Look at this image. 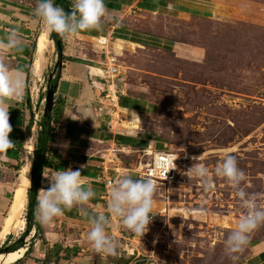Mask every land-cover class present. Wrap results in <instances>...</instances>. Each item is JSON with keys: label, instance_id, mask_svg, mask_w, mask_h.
I'll use <instances>...</instances> for the list:
<instances>
[{"label": "rangeland", "instance_id": "374dc122", "mask_svg": "<svg viewBox=\"0 0 264 264\" xmlns=\"http://www.w3.org/2000/svg\"><path fill=\"white\" fill-rule=\"evenodd\" d=\"M194 6L184 11H128L120 24L149 38L146 45L116 42L114 34L106 43L98 41L108 36L109 13L102 28L90 30L87 37L86 49L101 66H110L109 56L117 58L120 73L115 81L123 91L153 106L149 113L136 115L138 121L132 124L147 144L111 155L110 174L117 182L127 171H140L151 150L176 158L173 175L156 182L154 216L142 237L125 229L119 217H111L106 233L118 243V254L107 257L114 264H231L224 241L246 210L236 190L215 175L227 153L237 157L245 173L241 186L264 208V0H197ZM41 31L50 40L41 21L33 40ZM50 43L46 52L35 53L41 64L32 67L29 83L39 116L46 105L48 79L62 68V63L56 65L54 41ZM0 63L13 66L3 49ZM193 157L209 169L207 189L198 179L189 182L186 172L196 162ZM26 211L27 200L24 218ZM198 211L203 215L193 214ZM74 230L72 239L83 234L84 253L98 255L86 239L89 224ZM262 249L264 225L250 233L238 264H253Z\"/></svg>", "mask_w": 264, "mask_h": 264}, {"label": "crops", "instance_id": "0c3cea01", "mask_svg": "<svg viewBox=\"0 0 264 264\" xmlns=\"http://www.w3.org/2000/svg\"><path fill=\"white\" fill-rule=\"evenodd\" d=\"M109 1L112 6L105 5L107 12L114 19L110 18L112 22H109L111 26L106 37L110 38V35L114 34L116 42L122 40L121 42L143 45H146L149 38L120 24L128 11L151 13L165 9L184 11L189 7H195L197 2V0ZM35 6L36 0H0V39H5L9 32L15 30L22 37L23 43L28 44L34 41V31L39 23L34 16ZM90 34L91 31L88 30L67 39L63 38V55L66 59L62 62L51 110L53 130L47 153L50 165L44 170L42 186L38 189V199L43 188L48 186L45 177L68 168L80 169L82 183L91 185L96 191V197L86 205L89 212L108 214L110 194L106 192L105 179L111 175L112 167L109 163L113 159L110 156L123 149L138 147L119 143L109 135L119 133L137 136L138 132L134 125L132 126L138 121L136 115L149 113L153 106L143 98L123 91L115 79H109V66H101L95 53L92 54L86 49L85 44ZM131 39H136V41ZM93 50H95L94 47ZM18 56L21 55L17 52L6 51L7 59L13 62V66L9 68L10 72L19 73L24 83L20 97L7 98L12 101H21L26 92L27 74L16 68V65L20 63V60L16 59ZM9 104L0 100V106L7 110ZM26 113L24 127L12 128L9 134V139L15 146L0 153V246L6 240L15 241L26 229V225L24 229L23 227L18 228L14 220L2 237L9 218L13 216V210L11 212L10 210L20 187L25 186V198L28 202L27 191L31 185L33 151L37 143L39 128L37 121L40 116L35 115L32 128L27 130L30 112ZM127 122L130 124L126 125ZM65 143L68 145L67 148L61 146ZM129 172L131 171H127L126 174L136 179L137 174ZM23 177L26 183L23 182ZM84 223L88 224L87 219L80 214L78 207H73L65 210L63 215L55 218L47 227H42L40 224L38 230L33 227L26 238V246L22 247L24 251L21 257L13 264H79L85 257L92 258L91 264H111L113 261L111 262L108 257L102 260L99 255L84 253L85 250L81 248L82 233L81 237L76 236L72 239L76 234L74 226L79 227ZM20 229L22 230L19 232ZM31 241L33 242L32 249L26 253ZM47 254L48 258L45 259ZM253 264H264V249L254 255Z\"/></svg>", "mask_w": 264, "mask_h": 264}, {"label": "clouds", "instance_id": "9594fccd", "mask_svg": "<svg viewBox=\"0 0 264 264\" xmlns=\"http://www.w3.org/2000/svg\"><path fill=\"white\" fill-rule=\"evenodd\" d=\"M34 16L50 32L67 39L84 31L100 30L108 12L105 0H72L71 10L68 12L57 6L56 0H36ZM23 47V39L15 30L9 32L5 39H0V49L5 51L20 52ZM23 87L19 73H11L7 65L0 63V100L20 97ZM11 131L8 110L0 106V153L15 146L9 139ZM61 146L67 148L68 145L65 143ZM198 158L193 157L196 162L186 173L189 182L198 179L207 189L211 184L209 169L200 164ZM215 175L224 178L236 190L240 205L246 210L240 216L236 228L227 234L224 241L225 255L231 264H238L240 253L249 243L250 233L264 225V208L258 207L253 194H249L241 186L245 181V173L238 167L235 155L225 154L222 162L215 168ZM45 179L48 186L43 188L34 209L37 223L47 227L55 218L63 215L65 210L78 207L89 224L86 239L93 252L102 260L118 254V243L106 233L112 216L119 217L125 229L141 237L147 232L154 216L152 206L157 184L151 178L134 179L131 175L121 177L111 189L108 214L89 212L86 205L96 197V191L91 185L82 183L80 169H64ZM193 214L203 215V211ZM91 259L85 257L79 264H91Z\"/></svg>", "mask_w": 264, "mask_h": 264}, {"label": "trees", "instance_id": "16d2710c", "mask_svg": "<svg viewBox=\"0 0 264 264\" xmlns=\"http://www.w3.org/2000/svg\"><path fill=\"white\" fill-rule=\"evenodd\" d=\"M105 4L107 5V7L112 6L109 0H105ZM56 5L64 8L65 11L68 12L71 10L72 0H56ZM49 37L55 43V47L58 54V60L56 65L60 68L61 63L65 59L63 55V50H64L63 39L60 43H58L59 35L56 34L55 32H51ZM131 40L136 41V39H131ZM36 42L38 41H32L29 42L28 44L24 43L23 50L17 52L21 56L16 57L17 60H20V63L16 65V68L27 74V80L25 81V90H26L25 96L21 101H14V100L12 101L11 99H7V98L4 99V101L10 103L8 106V116H9V123L12 128L19 129L24 127L27 111L30 112V119L26 127L27 130H30L34 124V118L36 113L33 110L34 104L31 97L29 78L32 74V67H34V61L36 59L35 50L37 54ZM137 42L142 43L140 41ZM21 62H23L22 65ZM60 70L61 68L58 70L54 79L52 78L48 79V89L52 87L54 90H56L57 82L61 73ZM51 110L48 113H46L44 109L43 113L40 115L37 121L39 127L37 133V143L34 146V151H33L32 169H31V178H30L31 185L27 191L28 202H27V211L25 216L26 229L21 234V236L18 237L15 241L10 242L9 240H6L4 244L0 246V254L13 252L22 247H25L27 243L26 238L29 235L31 229L33 227H36L37 230L40 228L39 223H37L35 219L34 209L36 208L38 202V189L42 186L41 180L44 170L46 167L50 165L47 159V153L49 150L48 143L51 140L52 130H53V127L51 125L52 122ZM109 136L111 138H115L116 141H118L119 143L129 144L132 147H137L143 144L146 145L148 142V140L144 139L140 134H138L137 136H127L119 133L117 134L110 133ZM158 148L162 149V145L158 144ZM32 244L33 242L31 241L28 245L26 253L32 249ZM47 258H48V254L46 255L45 259Z\"/></svg>", "mask_w": 264, "mask_h": 264}, {"label": "built area", "instance_id": "2783aa9c", "mask_svg": "<svg viewBox=\"0 0 264 264\" xmlns=\"http://www.w3.org/2000/svg\"><path fill=\"white\" fill-rule=\"evenodd\" d=\"M109 62V76L112 78V80H114L115 76L120 73V69L117 64V58L113 55L109 56ZM147 155L149 156V158L144 164H141L142 169L140 171H134L138 177L141 176L143 177L142 179L151 178L156 183L162 179L166 180L173 175V171L176 165V158L173 153L151 150V153ZM115 184L116 179L113 176L110 175L106 177L105 186L107 189L113 187Z\"/></svg>", "mask_w": 264, "mask_h": 264}, {"label": "bare ground", "instance_id": "6f19581e", "mask_svg": "<svg viewBox=\"0 0 264 264\" xmlns=\"http://www.w3.org/2000/svg\"><path fill=\"white\" fill-rule=\"evenodd\" d=\"M51 40V39H50ZM50 40L48 38V35L45 31H41L39 36L37 37V52L38 53H44L46 52V50L49 49V44L50 46L52 45L50 43ZM108 40V38L106 36H100L98 38V41H100L101 43H106ZM34 64L36 67H39V65L41 64L40 59L36 58L34 61ZM25 173V170H24ZM24 178V177H23ZM23 182L26 183L25 178L23 179ZM25 186L20 187L18 189L16 198H15V203L14 204V209H13V204L11 207L10 212L13 210V216H11L6 224V230L3 232L2 237H4L5 232L7 231L8 228L11 227V223L16 220V226L18 228H22L24 223H25V218L21 217L22 216V212H24L25 210V205H26V194H25ZM24 191V192H23ZM10 214V213H9ZM9 217V216H8ZM23 248H20L16 251L13 252H9V253H2L0 254V261H5L6 263H12L14 261H16L19 257H21V253H22Z\"/></svg>", "mask_w": 264, "mask_h": 264}, {"label": "water", "instance_id": "95a60500", "mask_svg": "<svg viewBox=\"0 0 264 264\" xmlns=\"http://www.w3.org/2000/svg\"><path fill=\"white\" fill-rule=\"evenodd\" d=\"M62 39L63 38L59 35L58 43H60L62 41ZM54 93H55V90L52 87H50L48 89L47 97H46V105H45V112L46 113H48L53 106Z\"/></svg>", "mask_w": 264, "mask_h": 264}]
</instances>
